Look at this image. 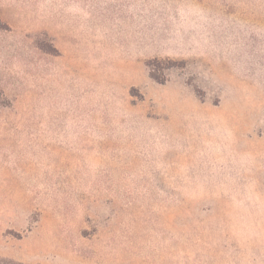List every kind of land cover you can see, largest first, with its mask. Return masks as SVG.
<instances>
[{"label": "rangeland", "instance_id": "374dc122", "mask_svg": "<svg viewBox=\"0 0 264 264\" xmlns=\"http://www.w3.org/2000/svg\"><path fill=\"white\" fill-rule=\"evenodd\" d=\"M0 264H264V0H0Z\"/></svg>", "mask_w": 264, "mask_h": 264}]
</instances>
